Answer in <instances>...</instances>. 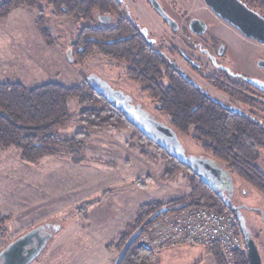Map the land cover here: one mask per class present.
<instances>
[{"label":"rangeland","instance_id":"obj_1","mask_svg":"<svg viewBox=\"0 0 264 264\" xmlns=\"http://www.w3.org/2000/svg\"><path fill=\"white\" fill-rule=\"evenodd\" d=\"M179 7L177 5V9ZM42 8L40 14L37 7L20 6L0 17V82H21L32 87L53 80L71 86L86 82V78L94 74L111 88L128 94L152 116L168 122L166 115L158 112L153 102L141 92L140 85L126 78L125 67L100 56L82 64L69 62V40L77 33L78 23L54 16L46 6ZM199 14L212 22L208 9L202 7ZM40 15L43 27L49 30L50 45L42 38L36 23ZM221 24L219 28L224 31L211 33L229 39L233 46L218 61L230 65L236 72L260 75L261 70L254 59L264 52V45ZM154 36L162 42L161 47L165 50L167 43L163 33L156 32ZM170 58L176 60L187 76L208 94L228 103L222 93L191 72L179 57L170 55ZM78 107L76 98L68 100L71 118L55 134L71 137L83 132L88 136L82 149L83 164H72L71 156L66 153L27 163L20 160L15 148H0V216H10L4 223V233H0V250L32 227L45 222L61 225L40 255L29 264H114L119 253L116 243L120 232L134 220L142 202L152 199L165 202L174 198L189 200L191 174L188 171L181 169L170 179H161L165 161L159 158L155 146L146 142L139 144L129 129L86 128L78 120ZM180 141L186 154L209 156L189 138L181 137ZM141 149L157 159L143 156ZM256 163L264 172V148L260 149ZM232 178L237 186L248 190L264 218V196L236 177ZM136 179L139 181L135 182ZM83 207L87 209L86 219L78 213ZM260 227L262 233L255 242L259 252L264 247V223ZM187 246L162 249L156 263H215L202 248Z\"/></svg>","mask_w":264,"mask_h":264},{"label":"trees","instance_id":"obj_2","mask_svg":"<svg viewBox=\"0 0 264 264\" xmlns=\"http://www.w3.org/2000/svg\"><path fill=\"white\" fill-rule=\"evenodd\" d=\"M244 1L250 7L252 5L264 12V0ZM117 3V0H2L0 17L20 6L37 7L42 14V7L46 6L56 17L77 21L79 31L68 46L69 62L82 64L94 56H100L124 63L126 76L140 84L142 92L158 105L157 110L166 115L167 124L175 130L179 139L186 137L199 144L204 154L220 162L234 177L264 196V172L256 163L260 149L264 148V125L260 123V120L264 123V114L238 113L203 94L161 54L154 51L140 31H106L104 26L92 23L93 11L109 13L116 8ZM41 16L36 23L42 38L50 45V33L43 27ZM125 35L128 37L121 38ZM70 98L77 99V117L86 128L129 129L139 144L146 142L155 146L159 158L165 161L161 179H170L181 169L191 174L188 201L185 198L165 202L152 199L138 206L134 220L120 232L116 243L119 252L134 231L139 228L144 231L159 217L157 215L149 219L163 206L173 208L182 204L183 207H211L218 212L228 210L197 175L138 131L118 106L86 82L67 86L47 80L32 87L21 82H0V148H15L20 160L27 163L66 153L71 156L72 164H83L82 149L88 136L83 132L71 137H58L55 134L71 118L68 108ZM259 111L264 113V105ZM140 152L145 157L157 159L148 151L141 149ZM78 213L83 219L87 218L86 207L79 209ZM9 219L10 216H0L1 234L4 233V223ZM187 247L202 248L215 263H223L217 244ZM160 251L145 249L137 236L126 248L118 264H158L156 259ZM235 264H248L246 250L235 253Z\"/></svg>","mask_w":264,"mask_h":264},{"label":"flooded vegetation","instance_id":"obj_3","mask_svg":"<svg viewBox=\"0 0 264 264\" xmlns=\"http://www.w3.org/2000/svg\"><path fill=\"white\" fill-rule=\"evenodd\" d=\"M241 1L264 16V12L260 8L252 5L250 7L244 0ZM117 2L116 8L109 13L101 14L97 10L93 11L91 15L92 23L104 26L106 31H140L152 49L161 54L168 63L178 69L182 76L191 81L203 94L218 101L223 107L238 113L256 112L264 114L263 111H259V108L264 105V52H261V55L254 59L255 65L261 70L260 75H247L242 72H236L230 65L218 61V58H222L231 50L233 43L229 39H225V37L211 33V31H224L219 28L222 26L221 23L230 26L235 31L239 32V30L215 13L204 0H117ZM177 5L180 6L179 9H177ZM202 7L209 10V18L212 22H209L208 18L205 19L200 16L199 13ZM138 18L145 19L147 22L143 23ZM76 31H79V29L76 28ZM187 31H190L193 35ZM156 32H159V34L163 33L164 41L167 43L165 44V50L161 47L162 42L160 43L154 36ZM125 37L128 36H121V38ZM252 40L255 41L254 39ZM260 44L264 45L263 43ZM170 55L179 57L191 72L222 93L228 103H224L208 94L195 80L187 76L178 62L170 58ZM115 63L125 67L126 76V65L124 63ZM203 71H207L209 74ZM126 78L130 80L127 76ZM129 98V102L133 106L140 104L135 103L130 96ZM153 104L157 110L158 105ZM141 107L145 109L143 105ZM261 121L260 123L264 125ZM225 168L233 177L230 170L227 167ZM207 186L227 209L233 213L239 233L241 229H246L254 243L257 242L262 233L260 226L264 223V218L260 207L251 194L248 193V190L242 186H237L233 178L231 182L226 181L222 186ZM242 241L245 246L243 237ZM260 252L259 254L264 264V247L261 248Z\"/></svg>","mask_w":264,"mask_h":264},{"label":"water","instance_id":"obj_4","mask_svg":"<svg viewBox=\"0 0 264 264\" xmlns=\"http://www.w3.org/2000/svg\"><path fill=\"white\" fill-rule=\"evenodd\" d=\"M204 1L221 18L238 29L242 35L264 44V16L249 8L241 0ZM67 57L69 60L68 54ZM86 82L95 91L102 93L108 100L118 106L125 114L128 122L138 131L178 160L182 165L186 166L204 183L215 187L222 186L226 181H232L229 171L214 158L186 154L184 146L175 130L167 123L152 116L141 107V104H137L136 106L130 104L129 95L111 88L107 82L94 74L88 76ZM182 207V204L173 208L163 206L154 212L149 219L170 209L177 210ZM60 227L61 225L58 223L45 222L25 231L15 239L9 241L0 250V264H29L40 255L53 235L60 230ZM140 231L141 228L137 229L128 238L118 253L114 264L119 263L126 248L139 235ZM240 233L245 243L248 264H263L257 245L254 243L249 232L246 229H241Z\"/></svg>","mask_w":264,"mask_h":264},{"label":"built area","instance_id":"obj_5","mask_svg":"<svg viewBox=\"0 0 264 264\" xmlns=\"http://www.w3.org/2000/svg\"><path fill=\"white\" fill-rule=\"evenodd\" d=\"M138 237L139 243L152 251L217 244L222 264H235V253L245 252L233 213L229 210L218 212L206 206H188L162 213L144 231H140Z\"/></svg>","mask_w":264,"mask_h":264}]
</instances>
